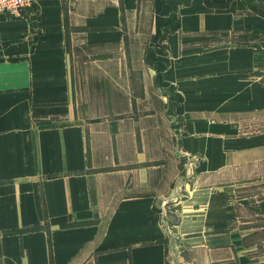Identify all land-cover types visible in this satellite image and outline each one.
Listing matches in <instances>:
<instances>
[{
	"label": "crops",
	"instance_id": "1",
	"mask_svg": "<svg viewBox=\"0 0 264 264\" xmlns=\"http://www.w3.org/2000/svg\"><path fill=\"white\" fill-rule=\"evenodd\" d=\"M141 1L0 15V264H264L232 207L246 184L204 183L232 131L213 105L264 72V0ZM196 34L224 43L197 60Z\"/></svg>",
	"mask_w": 264,
	"mask_h": 264
},
{
	"label": "rangeland",
	"instance_id": "2",
	"mask_svg": "<svg viewBox=\"0 0 264 264\" xmlns=\"http://www.w3.org/2000/svg\"><path fill=\"white\" fill-rule=\"evenodd\" d=\"M179 1L183 2L187 0ZM229 1L230 0L218 2L216 4V9H222L225 6H228ZM151 2L152 0L141 1L140 16L142 18H149L151 16ZM253 11L264 17L263 10L260 9L258 11V9H253ZM131 15L134 16L136 14ZM176 17L177 14L175 15V19ZM145 28H148V26L145 25ZM215 35L216 34H213L210 39L203 40L201 35L196 34V37L199 38H196V43L193 44V47L196 50L195 57L197 60L199 57H202V49L213 48L218 46V44L222 45V43H224L223 40L219 39V36L217 37ZM247 39L250 40L251 38H244V40ZM233 40V37H231L228 40V43ZM74 50L76 51V56L79 57L81 55L83 59L87 55H93L94 52H100L98 49L90 50L82 46L80 43L75 45ZM115 58L116 60L119 59L118 50L115 51ZM200 68L201 66H196V72H198ZM248 69L249 68H244V70ZM242 74V80L244 83L242 91L246 93L244 94V98L242 97L239 99L238 91L234 90L226 94L227 98H225V103L213 105L214 107H217L216 111H211L213 120H216L219 123L231 125L232 131L226 133L225 137L227 138V141L221 145V147L224 146L227 148L228 157L226 167L221 169L211 168L210 170L212 171L208 174V176H206L204 183H211L212 186L223 183L231 184L233 182H243L246 184L236 188L233 193V198H244L245 200L238 201L237 204L233 200L232 207L240 210L238 212L239 216H237L240 222H251L247 225L255 226L257 228L259 227L257 232L254 233L248 241L249 243L256 245V250L254 251L255 253L253 256L264 257V216L259 210L264 209V202L260 203L264 200V72L254 71L252 76L248 72H243ZM251 77H253V80L256 81V84L260 88L259 91L261 101L257 106H255L254 103H251L252 98L249 93L251 91ZM235 94H237V96H235ZM223 108L226 109V111H219ZM172 124L174 126L176 125V127H180L182 120L177 117L174 119ZM174 128L171 130L175 132ZM176 132L179 134L178 130H176ZM164 136L163 138L165 139L166 136ZM172 139L174 143L177 139L175 133L172 134ZM214 144L215 143H212V145ZM210 157L213 161L212 164L217 165L219 159L218 156L214 154V156L210 155ZM199 159L200 158L195 156L191 159V161H194L193 163L196 165V161H199Z\"/></svg>",
	"mask_w": 264,
	"mask_h": 264
},
{
	"label": "built area",
	"instance_id": "3",
	"mask_svg": "<svg viewBox=\"0 0 264 264\" xmlns=\"http://www.w3.org/2000/svg\"><path fill=\"white\" fill-rule=\"evenodd\" d=\"M34 0H0V15L7 14L18 18L27 8L31 7Z\"/></svg>",
	"mask_w": 264,
	"mask_h": 264
},
{
	"label": "trees",
	"instance_id": "4",
	"mask_svg": "<svg viewBox=\"0 0 264 264\" xmlns=\"http://www.w3.org/2000/svg\"><path fill=\"white\" fill-rule=\"evenodd\" d=\"M206 2H207V0H206Z\"/></svg>",
	"mask_w": 264,
	"mask_h": 264
}]
</instances>
